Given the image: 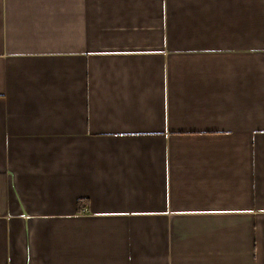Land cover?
Segmentation results:
<instances>
[{
	"label": "crops",
	"instance_id": "crops-1",
	"mask_svg": "<svg viewBox=\"0 0 264 264\" xmlns=\"http://www.w3.org/2000/svg\"><path fill=\"white\" fill-rule=\"evenodd\" d=\"M250 3L0 0V264H264Z\"/></svg>",
	"mask_w": 264,
	"mask_h": 264
},
{
	"label": "rangeland",
	"instance_id": "rangeland-1",
	"mask_svg": "<svg viewBox=\"0 0 264 264\" xmlns=\"http://www.w3.org/2000/svg\"><path fill=\"white\" fill-rule=\"evenodd\" d=\"M250 7H256L258 4H264V0H250Z\"/></svg>",
	"mask_w": 264,
	"mask_h": 264
},
{
	"label": "trees",
	"instance_id": "trees-1",
	"mask_svg": "<svg viewBox=\"0 0 264 264\" xmlns=\"http://www.w3.org/2000/svg\"><path fill=\"white\" fill-rule=\"evenodd\" d=\"M82 203V199H78V205Z\"/></svg>",
	"mask_w": 264,
	"mask_h": 264
}]
</instances>
